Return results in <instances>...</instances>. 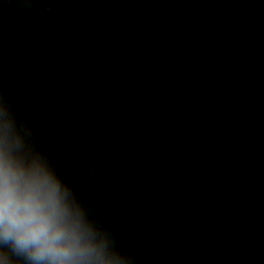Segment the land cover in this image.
Masks as SVG:
<instances>
[{
    "label": "water",
    "instance_id": "water-1",
    "mask_svg": "<svg viewBox=\"0 0 264 264\" xmlns=\"http://www.w3.org/2000/svg\"><path fill=\"white\" fill-rule=\"evenodd\" d=\"M0 87L146 264H264V0H0Z\"/></svg>",
    "mask_w": 264,
    "mask_h": 264
},
{
    "label": "clouds",
    "instance_id": "clouds-1",
    "mask_svg": "<svg viewBox=\"0 0 264 264\" xmlns=\"http://www.w3.org/2000/svg\"><path fill=\"white\" fill-rule=\"evenodd\" d=\"M0 264H146L64 178L3 87Z\"/></svg>",
    "mask_w": 264,
    "mask_h": 264
}]
</instances>
